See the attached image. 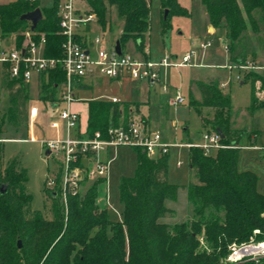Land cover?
I'll return each instance as SVG.
<instances>
[{"label": "trees", "instance_id": "trees-1", "mask_svg": "<svg viewBox=\"0 0 264 264\" xmlns=\"http://www.w3.org/2000/svg\"><path fill=\"white\" fill-rule=\"evenodd\" d=\"M159 1L164 31L171 16L188 15L178 0ZM60 2L52 0L49 7L30 0L0 3V39L14 35L15 47L20 49L26 33L36 43L44 36L43 55L63 59L65 37L60 27ZM201 2L210 25L215 30L226 28V49L232 55L245 33L249 29L259 32V22H264V0ZM88 3L100 27L106 28V16L111 10L122 21L117 39L122 54L126 43L133 40L142 58H149L145 38L150 27V0H88ZM36 8L41 9L43 17L31 30L32 23L21 16ZM166 9L168 14L164 18ZM77 41L89 47L86 34L78 33ZM233 60L238 59L232 57ZM66 81L62 65L39 75L38 99L53 112L61 104ZM243 82L251 84L249 112L254 114L264 109V98L259 101L256 96L264 87V77L249 70ZM195 83L201 95L196 105L213 110L211 116L202 117L197 109L203 126L209 133L220 130L224 136L221 143L231 146L218 149L216 155L206 154L201 148L189 149L188 164L190 173L194 172L196 177L195 183L171 184L169 153L150 157L135 148L134 174L121 177L118 183L120 220L111 218L108 206L97 203L106 178L85 182V190L68 197L66 211L61 196V173L55 177L53 188L47 187L46 182L45 193L51 200L48 219L31 206L26 170L16 160L4 162V142L12 138L2 137V127L27 129V104L31 98L29 82L12 78L8 63H0V90L7 93L9 102L0 119V185L6 186L4 193L0 191V264H228L225 260L233 243L264 241V194L258 191L259 178L255 173L238 169L243 137L231 127V94L224 93L216 80ZM74 85L83 88V79H75ZM86 103V133L89 137L100 133L103 139L108 137L111 126H128L141 107V103L123 100L91 99ZM167 106H157L154 110L158 113L164 110L165 114H161L167 116ZM181 188L187 191L193 219L174 224L161 222L172 214L166 201H176ZM257 230L259 233L254 234Z\"/></svg>", "mask_w": 264, "mask_h": 264}, {"label": "rangeland", "instance_id": "rangeland-1", "mask_svg": "<svg viewBox=\"0 0 264 264\" xmlns=\"http://www.w3.org/2000/svg\"><path fill=\"white\" fill-rule=\"evenodd\" d=\"M8 2L10 0H0V3ZM178 2L188 11V15L171 16L169 27L164 31L161 3L159 0H150V27L145 38L146 50L149 58L153 61H158L165 56L174 57L177 61H181L182 57L191 51L195 52L196 57L191 60L190 65L172 66L163 71V80L169 87L167 92L160 90L156 94L154 90H151L150 99L156 107L168 105L166 107L168 108L167 116L163 115L165 114L164 110L157 112L158 116H156L155 106H152L151 110L153 109V111H150L149 114L145 111V115L144 110L146 108L143 109V106H141L140 111L134 115V118L149 124L153 133H159L164 140L171 143H185L189 140L202 142L207 129L203 126L201 116L209 117L213 110L196 105L201 101V95L196 83L191 85L192 80L196 82L216 80L219 85L227 81L228 85L220 86V88L224 93L229 92L231 94V127L236 133H241L243 137L240 144L242 149L238 160V169L255 173L259 178L258 191L264 194V109H258L254 114L249 112L251 84L249 82L241 83L243 78H246L249 70L239 67L240 63L246 61L252 63V65L264 67V22H259V32L256 33L249 29L245 33L232 55L227 51V45L222 43V39H227L226 28L216 29V33L213 35L208 33L209 17L201 0H178ZM41 4L44 7H49L52 5V0H41ZM83 8L88 15H94L95 17V20L88 25V31L85 33L93 54L96 53L99 47L98 45L92 47V43L96 38L101 39V45L105 48H113L122 28V21L117 18L114 10L107 14L106 28H102L97 23L96 15L91 12L90 5L86 4ZM206 41H211L212 45L207 49H203L201 43ZM0 44L14 47L15 36L0 39ZM124 52L130 58L140 57L141 55L133 40L126 43ZM232 57L238 60L232 61ZM208 65L211 66L208 67ZM229 66L232 67L229 68ZM256 72L264 77L263 70ZM85 82L91 84L89 79H86ZM134 85L138 84L129 78L110 80L105 76H99L94 80L93 85L91 84L86 89L79 91L77 89L80 88L75 86L73 91L77 102L73 103L71 108L77 110L81 115L82 130L86 131V101L93 98L111 99L112 97H117L123 101L137 100L138 96L134 90ZM175 90H179L185 99L184 104L177 107L169 105V100L173 98ZM141 92V90L138 91V94ZM38 93L37 80L33 77L29 81L31 100L27 104L28 128L22 127L15 130L8 125L2 127V137L12 138L6 139L4 142L3 158L4 162L16 160L18 166L26 170L28 178L26 188L27 193L32 197L31 206L33 210L42 211L49 219L51 218L49 213L51 200L45 193L46 182L56 173L58 162L53 158L46 157L45 149L42 146L43 141L55 136V131L49 127V123L53 118V111L49 109L47 104L39 101ZM256 96L259 101L264 98V87L257 91ZM8 103L7 93L0 90V119L3 117ZM34 106L38 108L39 112L35 120L32 121L30 110ZM61 106H64V104H61ZM197 109L201 112V116ZM184 127H187V130H184ZM32 137L35 138L34 141ZM216 153L213 152V155H216ZM102 157L111 158L112 160L107 183L102 186L97 203L101 207L108 206L111 218L120 220L121 205L118 183L121 177H130L134 174L137 154L132 148L119 147L109 149L107 153L102 154ZM168 157V180L171 184L187 186L189 183L196 182L194 172L190 173L188 164L189 149L187 147H170ZM179 162H181V165H179ZM47 187L49 186L47 185ZM107 194L108 205L106 202ZM166 206L172 211V214H168L161 219V222L174 224L193 219V210L187 200L186 189L181 188L178 192V199L176 201H166ZM258 233L254 232V234ZM253 263H264V256L258 262Z\"/></svg>", "mask_w": 264, "mask_h": 264}, {"label": "built area", "instance_id": "built-area-1", "mask_svg": "<svg viewBox=\"0 0 264 264\" xmlns=\"http://www.w3.org/2000/svg\"><path fill=\"white\" fill-rule=\"evenodd\" d=\"M30 1L41 2V0ZM86 4L89 6L88 0H61L59 4L60 27L65 37L63 44L65 57L63 59L46 58L43 55L44 36H41L40 42L36 43L31 39L30 33H26L25 43L20 49L0 44V63H8L12 78H23L29 82L33 77H39L41 73L54 69L58 65H62L66 71L67 81L61 92V104L64 106L60 104L56 107V116L49 123L50 129L55 131V136L42 142L44 149L50 151L48 157L58 162L57 171L48 180L47 185L53 188L55 177L61 173V196L66 211L68 197L80 194L84 190L85 182L99 178L108 179L112 159L102 157V154L107 153L111 148H138L150 157L169 153L172 146L188 149L201 148L206 154L216 152L218 149L231 148L221 143V137L217 132L204 133L202 142L171 143L164 140L159 133H153L151 126L136 119L126 127L111 126L108 130V137L105 139L101 138L100 133H97L95 137H89L86 131L82 130L80 114L71 108V105L77 102L73 91L75 79L97 76H105L111 80L129 78L138 82H146L150 87L161 86L162 91L167 92L169 87L163 80V71L172 66L190 65L196 54L191 51L184 55L181 61L169 56L158 61L142 57L130 58L127 54L118 55L115 46L111 49L105 48L101 45L100 38H96L92 43V47L99 46L93 54L91 47H84L77 41L78 33L83 34L87 25L95 20L94 15H88L85 12L83 7ZM222 43L226 45L224 39ZM211 45V41L201 43L203 49ZM239 65L244 70L264 71V67L252 65L247 61ZM112 100L119 101L116 98ZM184 102L185 99L181 92L175 90L173 98L169 100V105L177 107ZM38 112L37 107L31 108L32 121L35 120ZM106 202L108 204V194ZM263 256L264 241L251 240L243 244L233 243L226 262L229 264L258 262Z\"/></svg>", "mask_w": 264, "mask_h": 264}, {"label": "crops", "instance_id": "crops-1", "mask_svg": "<svg viewBox=\"0 0 264 264\" xmlns=\"http://www.w3.org/2000/svg\"><path fill=\"white\" fill-rule=\"evenodd\" d=\"M207 31H208V33L210 34V35H213V34H215L216 32H215V29L210 25V23H209V25H208V27H207ZM84 35H85V33H83ZM146 53H147V56L149 57V55H148V52H147V50H146ZM140 57H142V55H140ZM197 66V65H196ZM211 65H208V67H210ZM221 75V74H220ZM225 75V74H224ZM223 75V77H225ZM99 76H97V77H91V78H87V79H89L90 80V82H91V84L93 85V82H94V80H96L97 78H98ZM36 78V80H37V85H38V89H39V77H35ZM85 80L86 79H83V84H84V87L83 88H80V89H77V90H83V89H86V88H88L91 84H88L87 82H85ZM111 80V79H110ZM138 85H134L135 87H134V90H135V92H137V96H138V99L137 100H127V101H131V102H138V103H141V106H143V109L144 108H146V110H144V114H145V111L147 112V114H149L150 113V111H152L151 110V108H152V106H155L154 105V103L151 101V99H150V93H151V90H154V92L157 94V93H159L160 92V90L162 91V88L161 87H150L149 86V84H147L146 82H138V81H135ZM223 82V81H222ZM241 83H244V82H241ZM193 84H195V81H193L192 80V83H191V85H193ZM191 85H190V87H191ZM222 85H228L227 84V81H224L223 82V84ZM161 88V89H160ZM142 91L140 94H138V91ZM140 97V98H139ZM113 98H116V99H119V98H117V97H112L111 99L110 98H108V99H103V100H112ZM94 99V98H93ZM95 99H102V98H95ZM120 100V99H119ZM86 105H87V103H86ZM34 107H36V106H34ZM156 107V106H155ZM142 109V110H143ZM75 111H77V110H75ZM154 112L157 114V111H155L154 110ZM54 114H55V111L52 113V116L54 117ZM146 115V114H145ZM156 116H158V115H156ZM163 119V118H162ZM161 120V119H160ZM184 130H186L187 129V127H184L183 128ZM32 140L34 141L35 140V138L34 137H32ZM42 146H43V144H42ZM44 148V147H43Z\"/></svg>", "mask_w": 264, "mask_h": 264}, {"label": "water", "instance_id": "water-1", "mask_svg": "<svg viewBox=\"0 0 264 264\" xmlns=\"http://www.w3.org/2000/svg\"><path fill=\"white\" fill-rule=\"evenodd\" d=\"M167 14H168V10L166 9L164 12V18L167 17ZM42 17H43V15H42L41 9L36 8L35 10L30 11V12L22 15L21 19L26 20V21H30L32 23L31 30H34L36 28L37 24L41 21ZM115 50H116L118 55H122L121 44L118 40L115 43ZM217 133L219 134L221 139L224 137L220 130H217ZM45 155H46V157H48L50 155V151L45 150ZM0 191L2 193H4L6 191V186L0 185ZM19 247H20V243H19Z\"/></svg>", "mask_w": 264, "mask_h": 264}]
</instances>
